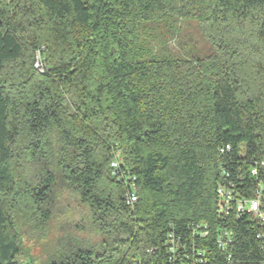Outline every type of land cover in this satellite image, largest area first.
Wrapping results in <instances>:
<instances>
[{
    "label": "trees",
    "instance_id": "obj_1",
    "mask_svg": "<svg viewBox=\"0 0 264 264\" xmlns=\"http://www.w3.org/2000/svg\"><path fill=\"white\" fill-rule=\"evenodd\" d=\"M169 20L212 52L149 31ZM263 159L264 0H0V264H34L17 222L46 237L63 188L98 240L65 233L42 264H259L263 227L216 188L251 196Z\"/></svg>",
    "mask_w": 264,
    "mask_h": 264
},
{
    "label": "rangeland",
    "instance_id": "obj_2",
    "mask_svg": "<svg viewBox=\"0 0 264 264\" xmlns=\"http://www.w3.org/2000/svg\"><path fill=\"white\" fill-rule=\"evenodd\" d=\"M171 25L178 27V36L169 41V46L173 49L183 52L184 48L193 46L199 52V55H208L212 52L210 44L201 36L199 27L195 21L184 20L175 24L172 20L159 23L149 24V31H171ZM43 50V47L41 48ZM41 56V51L39 50ZM34 68L40 73L41 64H44V59L39 58L35 52ZM55 213L54 218L49 226V233L46 237L38 236L30 237L26 232L38 231L33 229L32 225L24 219L17 222V226L21 231V254L19 260L21 262H31L34 264L45 263L50 255L56 250L57 240L63 234L73 233L85 239H90L93 242L98 240V237L90 232H76L75 227L78 223L83 222L86 216L85 209L79 205L76 197L73 196L67 189L58 190L54 195Z\"/></svg>",
    "mask_w": 264,
    "mask_h": 264
},
{
    "label": "built area",
    "instance_id": "obj_3",
    "mask_svg": "<svg viewBox=\"0 0 264 264\" xmlns=\"http://www.w3.org/2000/svg\"><path fill=\"white\" fill-rule=\"evenodd\" d=\"M229 150V146L225 145L219 148L220 153ZM118 161L113 159L110 163L112 174L116 173ZM250 174L257 179L256 186L252 190L251 196L235 195L234 192L223 185H218L216 194L219 199L218 212L224 216L230 214L239 217L243 213H249L254 220L263 227L257 233V238L261 242V247L264 250V159L255 164L250 169ZM133 189V188H132ZM136 201L134 191H127L125 194V203L132 205ZM230 240V229L221 230L216 238V244L219 248L225 249ZM264 264V260L259 263Z\"/></svg>",
    "mask_w": 264,
    "mask_h": 264
}]
</instances>
